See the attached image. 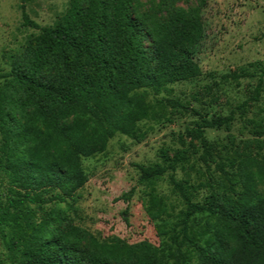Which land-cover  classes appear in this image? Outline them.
Wrapping results in <instances>:
<instances>
[{"label":"trees","instance_id":"1","mask_svg":"<svg viewBox=\"0 0 264 264\" xmlns=\"http://www.w3.org/2000/svg\"><path fill=\"white\" fill-rule=\"evenodd\" d=\"M134 1L69 0L52 27L39 26L21 7L23 26L39 34L10 71L0 70V172L8 179L0 234L12 264H171L148 241L132 247L90 236L87 246L85 231L68 217L88 182L83 159L104 153L118 134L136 139L151 118L149 97L198 118L191 145L198 142L208 156L206 132L234 122V113L209 118L167 95L172 85L202 76L195 54L205 29L197 10L178 9L149 28L134 16ZM161 1L170 7L178 0ZM198 1L203 8L206 0ZM253 67L226 76L257 80L254 96L237 107L242 114L264 91V63ZM187 153L137 167L143 187L169 173L185 205L169 236L172 264H264V158L243 153L218 164L223 182L195 201L197 189L176 178ZM134 194L119 200L129 203ZM149 197L153 220L169 216L162 198Z\"/></svg>","mask_w":264,"mask_h":264},{"label":"rangeland","instance_id":"2","mask_svg":"<svg viewBox=\"0 0 264 264\" xmlns=\"http://www.w3.org/2000/svg\"><path fill=\"white\" fill-rule=\"evenodd\" d=\"M41 27L54 26L69 8V0H0V70L8 72L17 63L24 49L39 34L23 26L21 7ZM197 10L204 25L205 36L195 54L202 76L169 87V97L181 100L204 116H228L234 113L229 130H208L210 156L198 142L191 145V132L198 118L191 114L163 107L148 98L153 110L151 118L140 125L136 139L116 135L104 153L83 159L87 184L78 192L76 213L69 212L70 224L100 242L119 238L135 247L148 241L165 251L171 264L169 236L181 218L182 199L170 183V174L153 187L138 185V166L162 163L188 149L186 160L176 172L179 181L193 185L195 201H202L214 191L223 176L217 165L243 153L264 158V91L258 102H249L246 113L237 107L254 96L256 79L238 83L226 78L242 70L254 73L256 63H264V0H206L199 9L198 0H178L166 6L161 0H135L134 16L153 28L176 10ZM53 78L57 73H51ZM166 96L165 94L161 97ZM260 132L261 134H258ZM228 170V169H227ZM8 179L0 172V195L5 199ZM135 188L129 203L119 200ZM164 200L169 216L155 221L148 211L150 193ZM66 208L65 205H60ZM169 231L165 233L162 231ZM179 230V228H177ZM0 234V264H12ZM195 259V257H194Z\"/></svg>","mask_w":264,"mask_h":264}]
</instances>
